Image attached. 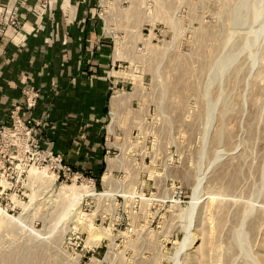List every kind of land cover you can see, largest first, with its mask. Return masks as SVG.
<instances>
[{"label": "rangeland", "instance_id": "obj_1", "mask_svg": "<svg viewBox=\"0 0 264 264\" xmlns=\"http://www.w3.org/2000/svg\"><path fill=\"white\" fill-rule=\"evenodd\" d=\"M90 4L107 178L0 133V264H264V0Z\"/></svg>", "mask_w": 264, "mask_h": 264}, {"label": "crops", "instance_id": "obj_2", "mask_svg": "<svg viewBox=\"0 0 264 264\" xmlns=\"http://www.w3.org/2000/svg\"><path fill=\"white\" fill-rule=\"evenodd\" d=\"M91 1L0 0V20L21 24L0 26V123L24 106L26 88L39 89L37 106L21 116L33 120L43 148L95 178L105 170L103 120L119 82L106 69L108 41Z\"/></svg>", "mask_w": 264, "mask_h": 264}, {"label": "built area", "instance_id": "obj_3", "mask_svg": "<svg viewBox=\"0 0 264 264\" xmlns=\"http://www.w3.org/2000/svg\"><path fill=\"white\" fill-rule=\"evenodd\" d=\"M3 23L7 25L8 28L9 27L12 28L14 31H18L21 25L18 17L14 15L8 18H4V20H0V26ZM2 30H4V27H2ZM23 94L25 96L24 106L23 107L16 106L12 110L9 120L6 123H0V133L2 132L9 133L12 136L18 134L19 131H23V132L26 131L29 136H31L34 133L35 128L33 126V120L24 119L21 116V112L24 109H26L27 111H31L37 106L38 101L41 98V91L35 87H31V88H26L23 91ZM11 127H13L15 130L10 131ZM38 143L39 141L37 142V144ZM43 153H45L49 158H51L57 164L59 173L60 174L62 173L64 177H67L68 179L70 177H73L75 179H81L84 177L82 173L78 171H74V169L71 166L65 164L64 159L62 158L61 155H56L52 151H45Z\"/></svg>", "mask_w": 264, "mask_h": 264}, {"label": "bare ground", "instance_id": "obj_4", "mask_svg": "<svg viewBox=\"0 0 264 264\" xmlns=\"http://www.w3.org/2000/svg\"><path fill=\"white\" fill-rule=\"evenodd\" d=\"M114 115V114H113ZM115 122V121H114ZM107 173L104 175V178L106 179L107 178ZM103 193H97V192H95V191H93V190H90V191H86V196H88V197H95V196H100V195H102ZM82 196V195H81ZM0 211H2V210H0ZM237 235V234H236ZM239 237V236H238ZM240 238V237H239ZM202 252V251H201ZM203 253V252H202Z\"/></svg>", "mask_w": 264, "mask_h": 264}, {"label": "trees", "instance_id": "obj_5", "mask_svg": "<svg viewBox=\"0 0 264 264\" xmlns=\"http://www.w3.org/2000/svg\"><path fill=\"white\" fill-rule=\"evenodd\" d=\"M102 175H103V173H101V174H100V176H98V177H95V179H97V180H98V182H99V180H101V178H102Z\"/></svg>", "mask_w": 264, "mask_h": 264}]
</instances>
